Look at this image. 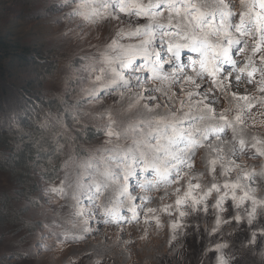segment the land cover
<instances>
[{
	"label": "snow or ice",
	"instance_id": "obj_1",
	"mask_svg": "<svg viewBox=\"0 0 264 264\" xmlns=\"http://www.w3.org/2000/svg\"><path fill=\"white\" fill-rule=\"evenodd\" d=\"M82 6L86 19L111 17L103 0H85ZM115 7L135 17L117 29L121 38L133 42L112 41L100 56L88 60L84 72L73 74L87 79L79 95L89 98L88 108L72 110L73 119L94 123L104 140L87 147L86 160L69 146L64 178L49 187L74 210L71 222L77 231L64 230V235L83 240L96 218L118 226L135 223L147 231L152 221L162 227L161 214H167L171 240L176 241L177 230L187 225L181 221L194 213L214 216L212 235L229 223L226 215L235 221L246 217L249 225L264 218V198L247 183L253 174L235 163L249 151L264 157V138H257L246 122L253 100L264 107V0H116ZM158 31L170 54L167 61L154 47ZM233 48L239 59L233 57ZM183 49L197 54L190 71L180 63ZM137 58H142L141 65ZM173 61L177 67L165 70V63ZM145 71L147 77L140 75ZM243 84L256 87L259 98L238 95ZM108 89L114 90L110 104L100 95ZM186 120L192 121L188 127ZM50 121L57 127L54 134L61 135L65 125L59 116L45 114L41 126L47 129ZM64 149L57 145L59 152ZM197 156L206 161L203 170L196 168ZM149 170L151 178H138L135 193L130 191L129 178ZM259 176L264 177V169ZM85 188L95 189L93 207L87 210L79 198ZM260 235L264 238V228ZM255 237L253 232V243ZM217 247L208 250L216 254Z\"/></svg>",
	"mask_w": 264,
	"mask_h": 264
},
{
	"label": "rangeland",
	"instance_id": "obj_2",
	"mask_svg": "<svg viewBox=\"0 0 264 264\" xmlns=\"http://www.w3.org/2000/svg\"><path fill=\"white\" fill-rule=\"evenodd\" d=\"M84 2L0 0V33L27 45L32 51L26 62L6 65L9 71L6 76H2L0 71V132L4 134L1 138L4 141L0 144V264H9L11 256L17 254L13 240L24 244L37 240L40 224L36 207L45 203L55 217L50 224L52 231L46 235L53 237L51 244L58 247V253L53 258L52 252L43 251L37 244L34 246L40 256L22 258L20 264H89L92 259L100 260L101 264H200L202 260L207 264L216 255L208 249L225 242L229 244L227 251L235 258L232 264H264V238L260 235L264 218L260 217L249 225L246 217L235 221L231 215L223 216L229 223L221 224L219 234L212 235L210 230L215 226L214 216L211 213H194L181 221L187 225L177 230L176 241L171 240V221L167 220V214H161L162 227L156 228L155 221H152L147 231L135 223L118 226L96 218L90 221L92 230L84 233L83 240L74 235H64V230L77 231L71 222L74 210L68 200L51 193L49 187L64 178L69 146L75 147L80 160H86L89 156L87 147L98 146L104 140L103 133L94 123H76L72 116L76 107H89V98L79 95V88L86 86L88 81H81L73 75L82 73L84 60L79 55L70 56L73 51L72 37L78 33L77 43L86 51L93 45L111 43L114 38L130 43L133 41L117 38L116 33L118 28L135 20V17L116 10V0H103L110 6L111 17L106 16L93 31L81 15L87 11L82 6ZM156 35L154 47L159 50L161 60L167 61L170 55L167 45L159 38V31ZM232 54L234 58H240L236 55V48H233ZM196 56L189 49L181 51L180 63L185 71H190V61ZM136 63L141 65L142 58H137ZM164 67L165 70L174 69L177 62L165 63ZM224 67L231 68V65ZM140 75L147 77L149 73L145 71ZM113 92V89L101 90L100 95L111 103L108 97ZM238 95L259 98L261 94L256 87L243 84ZM253 105L246 122L257 138H264V107L259 105L258 99L253 100ZM49 112L59 116L64 123L61 135L54 134L57 131L54 122L50 121L47 129L41 126L45 114ZM191 123V120H186L184 127ZM58 144L65 145L63 153L57 150ZM17 154L27 155L28 158L23 163L16 159ZM76 158L74 154L73 159ZM205 163L201 156H197V169L203 170ZM235 163L243 172L253 174L247 183L258 198H264L261 195L264 177L259 176L264 169V157L254 156L249 151L247 155L235 159ZM143 176L151 178V170L148 173L138 171L137 176L130 177V191L135 193L137 180ZM230 179H234V174ZM88 181L89 176L85 175L84 182L87 184ZM238 195L242 193L238 192ZM79 198L85 210L92 208L95 189H83ZM245 203L251 210L250 203ZM121 214L128 215L126 209H121ZM26 221H33L34 224L26 225ZM253 232L256 233L254 243L251 241Z\"/></svg>",
	"mask_w": 264,
	"mask_h": 264
},
{
	"label": "clouds",
	"instance_id": "obj_3",
	"mask_svg": "<svg viewBox=\"0 0 264 264\" xmlns=\"http://www.w3.org/2000/svg\"><path fill=\"white\" fill-rule=\"evenodd\" d=\"M105 17H97L93 19H86L85 23L91 27L94 31L97 26L101 25L104 21ZM78 33H74L72 37L73 51L70 56L75 57L77 55L81 56L84 60V64L81 66V71L84 72V65L88 62V60L93 56H100L102 52L105 50L107 46L111 43H101L99 46L93 45L90 50H84L77 43ZM116 37H120V33H116ZM83 39V37H81ZM117 40L114 38L112 41ZM153 84L154 87H158L155 81H148ZM145 83L141 80V84ZM110 104V103H109ZM36 216L39 218L40 230L37 236V240L31 244H24L20 240H13L12 244L17 250V254L11 256V260L9 264H20L22 258H38L40 256V252L37 251L34 245H40L43 251L52 252L54 254L58 253V247H53L51 241L53 237L46 235L47 232H51L50 224L54 220L53 210L48 206L47 203L39 204L36 207ZM36 223V222H35ZM34 224L33 221H26V225ZM182 247V245H181ZM229 249L228 243H218L216 255L214 259H210L207 264H232V261L235 259L231 256L230 252L227 251Z\"/></svg>",
	"mask_w": 264,
	"mask_h": 264
},
{
	"label": "trees",
	"instance_id": "obj_4",
	"mask_svg": "<svg viewBox=\"0 0 264 264\" xmlns=\"http://www.w3.org/2000/svg\"><path fill=\"white\" fill-rule=\"evenodd\" d=\"M31 54L32 51L28 48L27 45L21 44L17 40H14L11 37L0 33V71L2 72V76H6L9 73L6 65L13 66L18 62H26L27 57ZM2 135L4 134L0 132V144L4 141L1 140ZM25 158H28V156L23 154H17L16 157L18 161H21L23 163L26 160ZM19 166H21V164Z\"/></svg>",
	"mask_w": 264,
	"mask_h": 264
}]
</instances>
